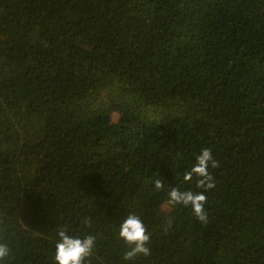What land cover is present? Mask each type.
<instances>
[{
  "label": "trees",
  "instance_id": "1",
  "mask_svg": "<svg viewBox=\"0 0 264 264\" xmlns=\"http://www.w3.org/2000/svg\"><path fill=\"white\" fill-rule=\"evenodd\" d=\"M205 147L206 225L167 204ZM130 213L152 254L125 261ZM0 222L8 264H54L66 224L86 264H264V0H0Z\"/></svg>",
  "mask_w": 264,
  "mask_h": 264
},
{
  "label": "clouds",
  "instance_id": "2",
  "mask_svg": "<svg viewBox=\"0 0 264 264\" xmlns=\"http://www.w3.org/2000/svg\"><path fill=\"white\" fill-rule=\"evenodd\" d=\"M217 167L219 164L214 159L211 148H202L200 153L196 155L194 164L183 174L185 182H192L195 177L198 190L182 191L177 187H172L167 193V204L190 208L201 224H208V212L205 209L208 202L206 193L216 187L210 169ZM153 184L157 191L164 189V182L161 179H154ZM2 223L0 222V225ZM169 227H171L170 224ZM6 229V225L0 227V264H8L13 258V247L8 236L4 234ZM151 236L152 233L147 230L139 215L135 213L127 215L120 223L118 231V237L128 245L123 259L131 261L139 255L150 256L152 254ZM96 246L97 237L92 233L89 232L83 236L76 235L69 225H62L58 227L56 232L54 264H86Z\"/></svg>",
  "mask_w": 264,
  "mask_h": 264
}]
</instances>
